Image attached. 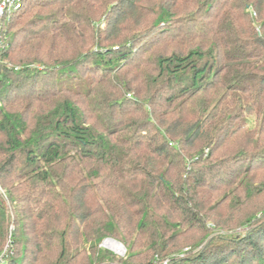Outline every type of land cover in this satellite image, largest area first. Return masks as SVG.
<instances>
[{
    "label": "trees",
    "instance_id": "obj_1",
    "mask_svg": "<svg viewBox=\"0 0 264 264\" xmlns=\"http://www.w3.org/2000/svg\"><path fill=\"white\" fill-rule=\"evenodd\" d=\"M261 169L264 0H22L3 18L4 264L115 260L106 238L144 263L189 245L168 264H264V214L203 245Z\"/></svg>",
    "mask_w": 264,
    "mask_h": 264
},
{
    "label": "rangeland",
    "instance_id": "obj_2",
    "mask_svg": "<svg viewBox=\"0 0 264 264\" xmlns=\"http://www.w3.org/2000/svg\"><path fill=\"white\" fill-rule=\"evenodd\" d=\"M250 11L254 17L257 16L253 8H251ZM255 27L257 28V25H255ZM226 192L227 195L233 197V200L235 198L237 205L231 206V204H229L221 206L219 209L220 211L216 214L217 219H209L206 221L205 229L207 235L204 237L203 245L209 238L214 236L223 234H244L250 228L249 226H251L252 222L254 223L256 217L253 218V216L255 214H257L256 216L264 214V169L242 175L236 180L233 186L226 189ZM251 215L253 221H248L247 223ZM202 236H204V230H196L192 235L187 236L186 240L198 241ZM112 243H115L116 246L111 245ZM5 245L6 246L0 254H5L6 258L13 248L11 247V251H7L8 243ZM101 247L112 252L115 255V260L97 264H156V257L152 259L151 263H144L141 259L142 255L130 257L126 245L114 238L104 239L101 243ZM145 248H147V246L143 244L137 252L142 253L146 250ZM201 248L202 246L192 248L188 245L166 257L157 256V258L161 264H168L173 258H183L192 255Z\"/></svg>",
    "mask_w": 264,
    "mask_h": 264
},
{
    "label": "built area",
    "instance_id": "obj_3",
    "mask_svg": "<svg viewBox=\"0 0 264 264\" xmlns=\"http://www.w3.org/2000/svg\"><path fill=\"white\" fill-rule=\"evenodd\" d=\"M22 0H0V32L2 30L3 18L9 14L12 9L19 8ZM5 254H0V264H4Z\"/></svg>",
    "mask_w": 264,
    "mask_h": 264
},
{
    "label": "bare ground",
    "instance_id": "obj_4",
    "mask_svg": "<svg viewBox=\"0 0 264 264\" xmlns=\"http://www.w3.org/2000/svg\"><path fill=\"white\" fill-rule=\"evenodd\" d=\"M111 245H113V246H116V244H115V243H112Z\"/></svg>",
    "mask_w": 264,
    "mask_h": 264
}]
</instances>
